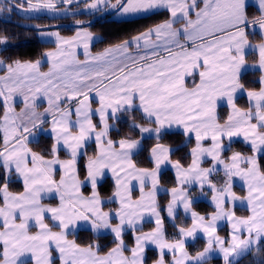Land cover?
Returning <instances> with one entry per match:
<instances>
[{
  "label": "crops",
  "instance_id": "obj_1",
  "mask_svg": "<svg viewBox=\"0 0 264 264\" xmlns=\"http://www.w3.org/2000/svg\"><path fill=\"white\" fill-rule=\"evenodd\" d=\"M127 1L114 5L106 15L121 20L115 15ZM149 2L156 10H169L171 18L101 52L92 50L99 36L80 28L72 36L56 30L42 33L44 41L55 43L50 52L57 63L46 58L40 65L17 63L2 72L0 58V96L6 106L0 121V167L24 184L20 193L7 185L0 191V264H36L34 259L47 248H51L48 264L55 258L62 264L58 246L50 241L53 235L72 248L66 254H75L72 262L65 263L78 264L88 250H96L78 245L70 234L90 229L117 236V231L140 229L146 222L155 227L135 236L131 253L119 242L112 248L113 264H144L148 248L159 252L154 264H200L212 257L231 264L264 241V173L259 165L264 151V16L250 22L243 11L234 25L227 13L201 23L205 17L195 14L205 2L230 8L232 0ZM244 5L248 6L247 1ZM244 28L254 29L263 38L254 41ZM251 52L256 59L248 58ZM25 68L32 77L20 74ZM247 70L261 72L259 90L241 86L239 78ZM243 94L249 99L248 109L235 105ZM224 105L229 115L220 121L219 108ZM133 108L154 121L142 127L144 136L182 131L194 137L191 165L184 167L172 160L173 149L157 144L151 152L155 168H139L133 157L142 148V140H110L117 118ZM42 135L54 140L52 157H42L32 148ZM235 140L250 145L253 153L235 151L225 159L227 144ZM93 142L97 154L87 162L86 177L81 179L78 161ZM206 161L210 164L205 165ZM165 169L176 174L178 186L168 188L161 183ZM217 172L228 177L223 187L212 181ZM106 178L116 189L109 198L97 189ZM188 186L210 190L211 194L203 193L199 199L212 203L216 212L196 211ZM234 186L245 193L235 192ZM84 187L91 188L90 192ZM163 193L170 195L167 214L171 220L179 214L192 220L190 226L178 227L176 241L165 236L158 208ZM107 202L117 203V208L108 210ZM236 206L248 209L249 215H238ZM225 224L232 231L228 243L218 234ZM198 237L207 241L206 247L191 255L187 244ZM18 258L22 260L15 262Z\"/></svg>",
  "mask_w": 264,
  "mask_h": 264
},
{
  "label": "trees",
  "instance_id": "obj_2",
  "mask_svg": "<svg viewBox=\"0 0 264 264\" xmlns=\"http://www.w3.org/2000/svg\"><path fill=\"white\" fill-rule=\"evenodd\" d=\"M202 1V0H198ZM246 16L248 21L252 22L264 16L254 5L246 7ZM171 18L170 11L160 9L148 15L118 20L111 18L110 15L96 16L88 12H75L63 16H49L41 14L38 16H23L16 11H12L10 15H0V58L4 63L2 71L8 69L16 63H32L41 60L45 53L55 47V43L46 42L40 39V32L46 30H56L64 36H72L80 28H85L90 32L99 36V39L92 45L94 52H101L109 47L118 45L131 37L139 35L148 29L155 27L168 21ZM250 37L254 41H259L263 36L257 31H249ZM251 60L256 59L255 52L248 55ZM46 64V63H45ZM241 86L247 90H259L262 87L261 72L259 70H247L243 72L239 78ZM235 105L241 109H248L250 102L247 95L243 94L237 97ZM5 104L0 98V118L3 116ZM229 107L224 105L219 108L218 119L224 121L228 118ZM98 126L99 122L96 121ZM154 121L147 118L138 108L124 110L120 117L117 118L115 126L109 132V139L112 141L120 140H142V148L134 155L133 159L139 168L153 169L155 162L151 158V152L155 145L164 144L171 147V158L179 162L182 166L188 167L193 160V148L196 140L192 136H188L182 131H165L156 136H144L142 127L152 125ZM1 136V134H0ZM1 142V139H0ZM54 140L50 135H42L40 139L32 143V148L40 156L49 158L53 155ZM235 151H241L246 154H252L253 148L242 140H235L227 144L223 152L225 159H229ZM97 154L96 143H91L86 148L84 154L78 161L79 175L81 179H85L87 174V162ZM62 157L67 155L61 152ZM205 165H209L210 161H206ZM260 170L264 173V151L259 156ZM212 181L217 187H223L228 183V177L223 172H217L212 175ZM160 181L168 188L178 186L176 174L171 169H165L161 172ZM7 185L12 192L20 193L24 190V184L14 174L11 176L0 167V191ZM188 192L193 199V208L203 215L212 214L215 211L214 205L207 200L199 199L200 195L211 191H204L198 187L188 186ZM99 194L104 198L111 197L116 189L110 178L102 181L98 187ZM91 188L84 187L85 192H90ZM235 192L244 194L245 190L239 186H234ZM170 201V195L163 193L159 195L158 208L164 221V229L166 239L176 241L180 238L178 227L186 228L191 225L192 220L183 214L176 216L171 220L167 214V207ZM3 199L0 194V204ZM105 208L113 210L117 208V203L107 202ZM235 212L241 216H248L249 210L236 206ZM155 227L153 222H146L140 229L126 230L122 234L124 248L127 254L131 253L135 242V236L138 233L152 230ZM218 234L225 238V242L230 241L231 229L225 224L218 229ZM75 242L80 246L96 248L99 254H106L118 244V239L112 233L96 234L90 229H81L76 233L70 234ZM206 241L198 238L187 244V250L191 255H196L206 247ZM2 254L0 253V260ZM159 258V252L155 248H148L144 264H154ZM169 260V256L166 257ZM22 264H33L26 261ZM53 264H59L58 258H55ZM200 264H225L222 257H212ZM231 264H264V241L256 247L244 254L239 259L231 262Z\"/></svg>",
  "mask_w": 264,
  "mask_h": 264
},
{
  "label": "rangeland",
  "instance_id": "obj_3",
  "mask_svg": "<svg viewBox=\"0 0 264 264\" xmlns=\"http://www.w3.org/2000/svg\"><path fill=\"white\" fill-rule=\"evenodd\" d=\"M123 1L124 0H0V15L4 14V15L8 16V15L12 14V11H16L17 13H19L23 16H38L41 14H47L49 16H63V15L73 14V13L78 12V11L79 12H83V11L88 12L90 10H94V8L96 6H102V4L105 3V4H107L106 7L104 5L103 8L95 9V11L93 12V14L96 16H105L114 8V5H120L123 3ZM245 1H247V5H254L255 7L257 6L256 8L259 9L262 13H264V0H232V7H230V8L219 7L218 5H215L214 2H211V3L205 2L202 5V7L199 9L200 13L198 15L195 14V17L197 16L199 18L200 16H204L205 20L201 21V23H203L204 21H206L207 19H209L212 16L219 19L220 17H223L225 15V13H227V14H231V18H233L232 25H234V24L239 22V19L241 17H243V14H244L243 11L244 12L246 11V5H244ZM86 3H88L87 7L84 6V5H86ZM155 8L156 7L154 5H151L149 0H128L127 5L124 8H122L118 14L115 15V18H119V19L122 18L121 20L130 19V18H137V17L145 16V15H148L152 12L157 11ZM88 13H90V12H88ZM245 14H246V12H245ZM248 26H250V25H248ZM248 28H244V29L247 31ZM46 31H48V30H46ZM240 31H242V30H240ZM240 31H238V32H240ZM248 31H254V29H249ZM43 32L44 31H41L39 34V36L41 35L40 36L41 40H43L42 39L43 38V36H42ZM46 38H49V36L48 37L46 36ZM46 42H48V41H46ZM50 53H51L50 50H48L45 53L44 57L41 60L35 62V64L40 65L39 63H44L46 58L48 60H50L51 63L52 62L57 63V57L55 59H53L55 56V55H53L54 52H52L51 54ZM32 63H34V62H32ZM14 66H15V64H14ZM11 67H13V65ZM3 68H4V66L2 67V69ZM8 68H10V67H8ZM27 71H30V70L28 68L27 69L25 68V71H22L20 74L23 76H26V74H29V73H26ZM2 72H4V71H2ZM31 74L32 73L30 72V74L28 76L32 77ZM0 98L3 99L2 96H0ZM4 104H5V102H4ZM5 114H6V106H5L3 116ZM9 115H10V109H9V105H7V116H9ZM2 117L0 118V121H1ZM142 131H144V128H142ZM146 134H151V133L149 131ZM200 189L203 190V188H200ZM204 191H208V189H204ZM214 212H216V207H215ZM59 233L60 232H57V234H59ZM116 234H117V238L120 240V243L124 246V241L122 239V233H119L117 231ZM63 235H65V232H63L62 236ZM198 238H203V237H198ZM50 241L54 242L58 246V248L56 247V249H57L58 256L59 257L62 256V257H60L62 260V264H66L65 262H72L73 261V259L75 258V254H73V253L66 254L67 250L70 251L72 248L71 247L66 248L65 245L63 244V240L60 237L53 235L50 238ZM206 243H207V241H206ZM88 249H90V248H88ZM95 250H96V248H94V251ZM50 251H51V248H47V251H46V249H43L42 254L39 256L40 258L38 259L40 261L34 259L35 262H37V263L39 262L40 264H48V262H49L48 253ZM96 252H97V250L95 251V253L90 252V250H88V255L84 254L82 257V260H78V264H113L114 261L116 260V256H115L113 250H110L106 254H99ZM12 257L15 258V255H12ZM21 260H22V258H18V259H16L15 262H19ZM20 264H22V262Z\"/></svg>",
  "mask_w": 264,
  "mask_h": 264
}]
</instances>
